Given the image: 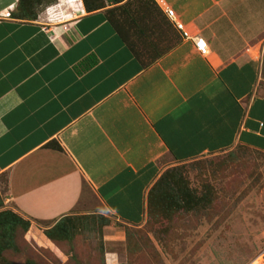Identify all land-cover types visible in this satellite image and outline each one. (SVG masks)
Wrapping results in <instances>:
<instances>
[{
	"label": "crops",
	"instance_id": "1",
	"mask_svg": "<svg viewBox=\"0 0 264 264\" xmlns=\"http://www.w3.org/2000/svg\"><path fill=\"white\" fill-rule=\"evenodd\" d=\"M160 1L188 37L165 19L177 40L143 65L107 21L115 4L86 11L57 0L15 18L1 14L16 0H0L3 208L28 220L23 237L58 261L41 231L95 213L81 209L92 206L87 192L136 226L163 159L235 145L264 152V0Z\"/></svg>",
	"mask_w": 264,
	"mask_h": 264
},
{
	"label": "rangeland",
	"instance_id": "2",
	"mask_svg": "<svg viewBox=\"0 0 264 264\" xmlns=\"http://www.w3.org/2000/svg\"><path fill=\"white\" fill-rule=\"evenodd\" d=\"M38 1L29 7L31 12H40L57 0ZM143 1L149 3L145 6L142 0H127V13L116 10L114 16L124 23L127 42L141 52L142 62H147L154 50L160 52L164 46L171 45L177 35L155 8L156 3ZM16 4L17 0L13 6L20 14ZM129 19L133 21L131 26L126 24ZM261 76L264 80V58ZM162 163L163 172L168 170V174L158 183L156 190L160 197L142 223L124 224L106 213L87 192L85 196L92 206L81 209H92L95 213L78 212L70 216L67 237L50 240L63 253L62 261L54 259L46 248L35 247L20 229L15 232L13 246L2 251L0 261L9 264H252L256 260L264 264V152L235 145L187 160L163 159ZM186 190L200 198L198 204L184 205ZM4 196L5 175L0 173L2 201Z\"/></svg>",
	"mask_w": 264,
	"mask_h": 264
},
{
	"label": "trees",
	"instance_id": "3",
	"mask_svg": "<svg viewBox=\"0 0 264 264\" xmlns=\"http://www.w3.org/2000/svg\"><path fill=\"white\" fill-rule=\"evenodd\" d=\"M35 4H37L39 1L35 0ZM83 7L86 11H90L93 9H98L101 7H104V0H81ZM109 2L108 4H115L111 8H108L105 10V13L107 14V21L109 24L112 26V28L115 30L119 38L128 46L129 50L131 53L134 55L135 58H137L141 64L147 65L154 61L159 55H161L163 52L168 50L171 46L175 44L172 43L171 45L164 46V48L160 52H155L153 54H150L151 56L149 57V60L147 62H142L141 58V52H137L134 48L133 45L129 44L126 39V29L124 28V23L117 18V16H114V12L118 10L121 14H126L127 13V7L126 3L127 0H106ZM148 1V0H147ZM152 2V1H151ZM150 2V3H151ZM33 2L29 0H17L16 7H19L20 14L16 12L17 10H12L10 9V16L15 17V18H29L34 16V12L29 10V7L31 5H35ZM149 3V2H147ZM146 1L142 0V4L145 6L147 5ZM29 4V5H28ZM28 8V10H27ZM157 10V6L155 7ZM160 11V10H159ZM158 11V12H159ZM161 13V11L159 12ZM164 16V15H163ZM164 19H166L164 17ZM133 21L131 19L128 20V23L126 22L127 26H131ZM141 30H139V33ZM143 43L145 45L148 44L147 40H143ZM152 47L150 46V49ZM47 145H51L52 147H55L56 149H59V146L54 142H48ZM177 160H183L181 158H176ZM168 174V170L162 172L159 177L158 181L152 183L150 188L147 191L146 194V214L151 210L152 205L154 202L159 199L160 195L158 190V183L165 178V176ZM157 189V190H156ZM198 199L193 194H191L189 191H184L183 192V203L187 207L194 206L195 204H198ZM145 214V216H146ZM71 221L70 216H63L62 218L58 219L53 225L47 228L42 229L43 235L51 240L54 241L56 239H59L61 237H67L68 232H69V224ZM29 227V221L18 215L17 213L13 212L10 209L3 208V201L2 198H0V256L3 250L7 248H11L13 246V238L15 236V232L17 229H20L23 233L28 229ZM1 259V258H0ZM0 264H9L4 261H0Z\"/></svg>",
	"mask_w": 264,
	"mask_h": 264
},
{
	"label": "built area",
	"instance_id": "4",
	"mask_svg": "<svg viewBox=\"0 0 264 264\" xmlns=\"http://www.w3.org/2000/svg\"><path fill=\"white\" fill-rule=\"evenodd\" d=\"M159 1V2H158ZM156 1V4L160 7L162 13L164 14V17L173 25L174 28L179 30L181 35L183 37H188L186 32L182 28V24L175 20L174 13L171 9H169L167 6L163 5L160 0ZM160 3V4H159ZM11 7V6H9ZM3 17H9L10 16V9H7L6 11L1 14ZM190 39L193 42V45L195 49L199 52H204L206 48V44L202 38H199L197 35L190 36ZM252 264H259L256 262V260Z\"/></svg>",
	"mask_w": 264,
	"mask_h": 264
}]
</instances>
